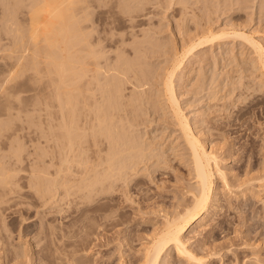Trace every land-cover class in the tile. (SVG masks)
<instances>
[{"label":"rangeland","instance_id":"rangeland-1","mask_svg":"<svg viewBox=\"0 0 264 264\" xmlns=\"http://www.w3.org/2000/svg\"><path fill=\"white\" fill-rule=\"evenodd\" d=\"M89 1L84 32L91 33L90 43L103 53H99L100 64L119 61L128 65H120L129 72L123 79L126 83H119L121 100L116 95L121 103L113 115L117 136L121 142L138 140L143 147L145 141L151 142L153 149L146 144L149 153L142 147L138 153L144 156H126L132 163L121 158L124 168L133 166L114 172L112 181L108 180L111 184H104L106 189L103 186L106 191H95L90 201L82 199L83 190L49 200L47 185L41 181L46 177L43 172L41 179L35 178L39 188L33 185V168L49 167L47 116L43 105L36 102L42 84L11 86L3 82L2 74L10 62L11 28L20 13L27 14L24 4L30 2H22L20 8L14 1L20 8L17 12L11 1L0 0V18L1 14L8 22L15 18L9 23L11 35L6 33V20L0 19V165L16 171L13 193L4 195L0 190V264H142L143 248L154 231L161 229L166 215L192 202L190 195L196 186L190 152L161 96L162 71L174 48L191 36L186 42H194L205 28L217 32L220 27L227 32L243 31L264 46V0H124L125 5L122 0H108L107 6L101 0ZM118 4L119 9L126 8L119 10ZM8 11L13 18L6 15ZM251 51L239 37L214 39L194 49L184 74L175 80L183 113L205 148L218 158L229 184L216 175L209 209L184 234L188 247L203 258L202 264H264V75L252 62L255 55ZM188 69L192 72L187 77ZM118 172L125 173L120 176ZM58 193L63 195V189ZM10 243L26 250L27 262L14 255ZM159 261L192 264L172 248Z\"/></svg>","mask_w":264,"mask_h":264},{"label":"bare ground","instance_id":"bare-ground-1","mask_svg":"<svg viewBox=\"0 0 264 264\" xmlns=\"http://www.w3.org/2000/svg\"><path fill=\"white\" fill-rule=\"evenodd\" d=\"M9 1L12 2V5L15 1V3L19 4L18 7L20 8H23V6L21 7V3L26 2V0L21 3H18L19 0H8V2ZM99 1L100 0H98V2ZM103 1L106 3L104 6H107L108 0L107 2L101 0L100 3H103ZM122 1L125 5V1L127 0ZM27 2H30L28 3L29 5L23 3L26 5V9H29L27 14L24 15V12H19L20 15L22 14L21 16H25H23V20L19 19L21 17L20 15H18L16 19L13 18V14L9 12L13 9L12 7L14 5V11L17 10L15 9V7H17L15 3L13 6L9 5L12 6L10 10L8 7L6 8L8 5L4 6V8L9 10L8 14L6 13L7 10L4 14H10L9 16H12L13 20L15 19L16 21L14 20L15 25L11 28L13 30L12 37H14V39L11 37V39H13L11 40L12 48L7 55V59L10 62H8V66L4 70L5 74H2L4 75L3 82L12 83L11 86L25 82H39L37 85L42 84L41 96L36 99V102H39L38 105H43L41 110H43L47 116V130L49 131V165L47 166L49 167H47L46 170L43 168L45 171L42 168L41 170L40 168L37 170V168L34 167L33 169L35 171H33L34 173L32 175L35 181V178L36 180L41 179L42 174L40 175V172L44 173L46 177L41 181L47 185L46 192L51 201H57L58 197L63 198L71 192L76 193V190L77 192L82 190L85 191L84 196L86 199L83 195L82 199L90 201V198L94 197L95 194L98 193L97 191L103 188L104 184H107V182L111 184V178L115 176L114 172L121 171L122 169L125 170L128 167V164L125 165V167H127L124 168V165L121 164L122 162L119 163L123 161L121 158L124 157V160H128V158L125 159L126 156L130 158L133 157V155L135 156V153L137 154L139 151L142 153L141 148L143 146H140L142 144H140L138 140L134 139V142L138 141L134 143L133 138L130 140L127 138L126 140H129L130 143L124 139L123 140L127 143L123 140L121 142L120 139L122 137L119 138L120 133L119 130L116 129L117 121L114 123L116 118H114L113 115L117 114V106L121 104L119 103L122 97V95H120L122 88H120V84L121 82L126 83L124 80L129 70L127 71L120 67L123 63L119 64V61H116V64L112 62L113 65L110 64L106 58L103 61H107L108 64H101L103 66L107 65V67L101 66L100 62L102 61L99 60H102L101 57L103 53L101 54L99 48L91 44L92 42L89 36L91 33L86 30L87 26L85 27V25H83L85 21L89 20H85L89 17V14L87 15V12L90 10L88 6L91 5H88V2L91 3L89 0H27ZM118 6H120V4H118L117 7ZM20 8H18L17 12ZM124 8L126 7L124 6ZM26 9L23 11H27ZM16 14L17 13L14 12V15ZM2 15L3 14H1L0 19H4ZM6 17L7 16H5L4 21L6 20L8 22V18L6 19ZM6 21L5 24L9 25H7L9 29H6L5 25L6 33L8 31L11 35L12 32L10 31L12 30L10 27L12 24L10 25L9 23H12V21L8 23ZM21 21L25 23L23 24ZM17 22L20 24L22 23L21 27ZM84 27L86 28L85 32ZM205 30L206 28L203 31L201 30L202 32L200 31L201 33L199 35L202 34L201 36L197 38L193 36L196 38L194 42H186V40L193 39L191 36L190 39H185L187 44L184 42L178 49L174 48L175 51L173 50L174 53L172 52L173 54L171 59H169L170 62H168V66L166 65L167 67L164 68L165 71H162L164 73H161L163 75V77H161L162 94L160 92L161 96H163L162 100L167 104L166 106L169 113L171 112L173 115L176 127L180 132L179 134L190 152L192 170L194 173L193 176H195L196 180L195 190H193L194 192L192 191L190 195L192 202L182 207L181 210L174 212V214L172 213L170 216L166 215L161 229L159 228L160 230H157L158 232L154 231V233H156L155 236H151L153 238L149 240L150 243L148 242V245L143 248L142 264H159L160 257H162V254L165 253L168 248L174 249L177 255L185 258L189 263L202 264L203 258L198 257L199 255L197 256V253L188 247V240L184 237V234L189 228H192L194 224L197 225L203 220L205 213L209 209L210 202L213 200V192L215 191L214 180L216 175L222 177L226 186L228 184L225 179L226 174L223 173L218 166V158L216 159L213 152L207 150L200 141V138L197 137L188 117L183 113L176 95L175 80L179 74H184L183 70L185 68V63L190 60L191 56L194 54V49L200 45H207L214 39L221 40L224 37L229 39V36H232V39L233 37H239V39L244 40V42L248 44L250 50L252 49L251 53L253 52L255 55V61L252 62H254L258 70L261 71V75H264V46L261 42L255 40L254 36L243 33V31L237 32V29H232L227 32L226 29V31L223 29L221 30V27L220 31L216 30L217 32H214L215 30L213 31L211 28ZM111 35L112 34L109 36L110 39L108 38L109 41L113 39V35ZM219 37L222 38L219 39ZM96 48L99 51H96ZM99 53L102 56L99 55ZM117 64L119 65L116 66ZM125 64L122 66L126 67L127 64ZM111 65L112 67H109ZM130 66L132 67V65H129V68ZM187 72L185 75L187 74V77L189 75L191 76L192 71L189 70ZM109 73H111V75ZM136 73L138 75V72ZM120 75H124L122 79ZM137 75L135 76L134 72L133 76L138 79L139 77ZM127 79H129V77ZM102 80L104 81L102 82ZM123 83L121 85H123ZM2 88L1 90L6 94V88ZM96 92L100 94V96H98L99 98L96 97ZM118 94L120 96L119 101L118 98H116ZM41 105H39V107ZM120 108L121 105L119 109ZM39 110L40 109H37V111ZM6 112L7 117L12 119L9 115L8 108H6ZM113 124L116 127H114ZM131 142H133V145ZM145 142L143 147L144 150L145 146L148 145V142ZM122 144L123 146L120 148ZM125 144H131V146H127L126 148L124 147ZM150 144L152 145L151 142ZM150 144L147 147L150 146L152 150L153 148ZM102 145H104V148L101 147ZM145 151L147 153L150 152H148V150ZM145 151H143V153ZM90 152H92L94 156L92 153L90 154ZM140 156H144V154L138 157ZM141 158H138L139 161L144 157ZM128 161L131 160L129 159ZM139 161L137 162L136 159L137 164ZM124 162L125 161H123V164ZM130 163H132V161ZM133 163H135V160ZM116 164H121L122 166L118 168ZM132 166L133 165H131L130 168ZM130 168L128 167L127 169ZM121 172L120 174L119 172L116 173V175L119 174L122 176L121 174L125 173ZM15 176V170L0 165V190L4 192V195L13 191L12 185L15 184ZM110 179L111 181L109 183L108 180ZM37 184L38 183L35 181L33 185L38 187ZM74 187H76L75 190L73 189ZM60 188L63 189V195L58 193ZM104 188L106 189L107 187L104 186ZM72 189L74 191H72ZM95 191L96 193L94 194ZM3 224L6 227V224ZM7 238L11 240L9 232ZM10 245L13 246L12 248L14 249L13 251L16 257H23L22 259H25L27 255H29L23 248V250H19L20 248L12 245V243H10ZM27 259H25L26 262ZM29 261L30 260H28V262Z\"/></svg>","mask_w":264,"mask_h":264}]
</instances>
